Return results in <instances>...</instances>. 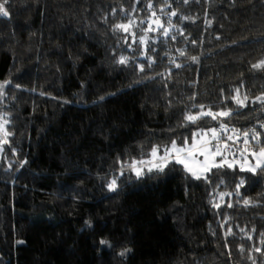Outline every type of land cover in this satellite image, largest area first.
Listing matches in <instances>:
<instances>
[{
  "label": "trees",
  "instance_id": "obj_1",
  "mask_svg": "<svg viewBox=\"0 0 264 264\" xmlns=\"http://www.w3.org/2000/svg\"><path fill=\"white\" fill-rule=\"evenodd\" d=\"M6 7L0 83H10L0 117L14 135L0 151V264H264V177L225 167L207 183L169 163L137 178L121 176L118 163L219 127L210 117L183 126L198 112L193 105L232 109L229 129L255 128L264 142V104L256 99L264 97V68L252 67L264 60V0H8ZM154 21L163 28L146 30L158 27ZM121 56L127 65L117 63ZM235 89L246 106L230 99Z\"/></svg>",
  "mask_w": 264,
  "mask_h": 264
},
{
  "label": "snow or ice",
  "instance_id": "obj_2",
  "mask_svg": "<svg viewBox=\"0 0 264 264\" xmlns=\"http://www.w3.org/2000/svg\"><path fill=\"white\" fill-rule=\"evenodd\" d=\"M182 2L186 3L187 0H182ZM7 3L8 0H4L3 3H0V16L2 17L9 16V11L6 7ZM152 15L155 16V12H153ZM171 15L176 16L177 13L173 11ZM185 19L187 18L185 17ZM154 23L158 24L157 28H152L150 26L146 30L158 31L159 28H163V25L159 24L158 21H154ZM116 29L128 32L129 25L120 24L116 26ZM181 34L183 33L181 32ZM132 35L135 36V33H132ZM162 35L167 37L168 30H164ZM172 39H175V36H173ZM136 42L137 41L133 39V43ZM139 43L146 44L147 42L144 37H141ZM192 43L195 44V41H192ZM184 54L185 53L181 51V55ZM191 60L193 62H198V58L195 56L191 57ZM117 63L127 65L129 63V58L121 56L117 60ZM172 63H175V61H172ZM181 66L182 65L180 64H175V67L177 68H180ZM149 67H151V64H149ZM252 67L255 69L264 68V60L252 65ZM139 69L140 71H144V66L142 64L139 65ZM9 83L10 82L7 81L0 83V95L3 94V89ZM15 87H19V85H15ZM234 91L235 95L231 96L230 99L240 107L246 106V102L248 101L247 95L241 99L240 90L235 89ZM190 99L194 100L195 96L190 97ZM256 99L264 104V97H257ZM193 107L198 108V112L196 114H192L191 112L187 113L184 116L185 124L183 126H187L188 124L196 125L198 121L204 117H210L213 121H219V127H212L208 129L199 128L197 131L192 133L191 143H189V137H184L179 145L175 139L171 141L170 145L163 147L160 145H154L148 153L147 159L141 158L137 160L136 158H132L130 162L118 161L120 164L119 174L123 176L127 170L134 173L135 176L139 178L145 173V170H147V172H152L153 170L163 172L164 168L167 167L169 163H175L182 165L191 178L211 183L210 174L218 175L219 170L225 167L235 170L236 165L238 164L241 172H248L253 176L264 177V142H262V135L259 131L255 128L244 131L234 127L229 129L228 124L224 121L226 118H230L233 115L232 109L230 108L214 112L211 108H208L207 111H205L204 105H193ZM0 121H2L0 122V151H2L3 145H10L8 137L14 135V133L7 127L11 121L6 118V115L4 117H0ZM261 128H264V122L261 123ZM229 131H231L232 134L227 135L226 138L222 139L221 132L227 133ZM228 141H233L234 143L242 142L243 148H238L236 152H232L229 148ZM252 141H255V145H253ZM237 153L243 157L242 161L236 159ZM245 153H247V155H245ZM217 157L220 159L218 160ZM249 157L254 158V162L250 160ZM214 169L216 172H213ZM220 183H223V181H220ZM244 184V179H241L239 184H237V195H239V188L243 187ZM117 186L116 179H112L108 184V188L111 191H115ZM225 195L231 196L232 193H221L220 199L223 200ZM243 203L245 206H255V204L247 198L243 200ZM220 206L221 205L219 203H213L214 208L219 209ZM227 207H232V204H227ZM252 231L255 232V229H252ZM226 235H233L231 229H229ZM261 235H264V233ZM248 238L251 239V236ZM17 243L24 242L17 241ZM101 243H106V241H101ZM261 243H264V241H261ZM239 250L241 252L244 251L242 245ZM127 251L128 250L126 249L124 252H121L120 255H126ZM255 251L261 252L262 249L257 247Z\"/></svg>",
  "mask_w": 264,
  "mask_h": 264
},
{
  "label": "rangeland",
  "instance_id": "obj_3",
  "mask_svg": "<svg viewBox=\"0 0 264 264\" xmlns=\"http://www.w3.org/2000/svg\"><path fill=\"white\" fill-rule=\"evenodd\" d=\"M0 116H1V114H0ZM0 122H2V121H0ZM223 136H224V135H223V132H221V137H223ZM229 147L232 149V150H231L232 152H236V151H237V148H236L235 146H229ZM245 155H247V153H245ZM217 159L219 160L220 158L217 157ZM230 159H231V158H230ZM236 159L242 161V160H243V157L240 156L239 153H237ZM249 159L252 160V161L254 162V158L249 157ZM236 166H239V165L237 164ZM246 166H247V165H246Z\"/></svg>",
  "mask_w": 264,
  "mask_h": 264
},
{
  "label": "built area",
  "instance_id": "obj_4",
  "mask_svg": "<svg viewBox=\"0 0 264 264\" xmlns=\"http://www.w3.org/2000/svg\"><path fill=\"white\" fill-rule=\"evenodd\" d=\"M223 138H226V136H223L222 139ZM228 144H229V146H237L239 148H243L242 142H236V143H234L233 141H228ZM230 150H232V149L230 148Z\"/></svg>",
  "mask_w": 264,
  "mask_h": 264
}]
</instances>
